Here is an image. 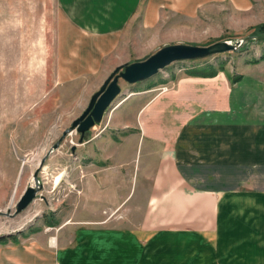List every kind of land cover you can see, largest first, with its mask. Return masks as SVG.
Masks as SVG:
<instances>
[{
  "label": "crops",
  "instance_id": "1",
  "mask_svg": "<svg viewBox=\"0 0 264 264\" xmlns=\"http://www.w3.org/2000/svg\"><path fill=\"white\" fill-rule=\"evenodd\" d=\"M263 1L55 0L66 28L55 43L54 81L64 91L84 85L88 96L116 67L141 59L146 37L173 40L166 19L193 20L226 4L248 12ZM135 27L139 44L124 40ZM239 70L235 82L219 72L137 83L150 85L130 91L103 132L80 145L81 186L87 194L92 182L102 204L107 187L119 203L115 178L150 180L137 227L70 229L66 222L54 246L39 235L1 241L0 264H264V59ZM161 86L168 89L156 93ZM38 144L2 150L11 177L19 156Z\"/></svg>",
  "mask_w": 264,
  "mask_h": 264
},
{
  "label": "rangeland",
  "instance_id": "2",
  "mask_svg": "<svg viewBox=\"0 0 264 264\" xmlns=\"http://www.w3.org/2000/svg\"><path fill=\"white\" fill-rule=\"evenodd\" d=\"M63 20L55 0H0V155L2 150L5 154H8L7 150L12 153L14 142L23 145L39 139L37 146L28 148L22 158L19 156L16 162L18 172L14 178L10 176L11 163L0 161L1 212L9 209L12 213L15 210L22 192L33 185V173L41 160L46 159L38 173V180L43 185L40 195L14 218L0 216V242L10 238L11 242L18 243L39 235L51 245V240L66 222L70 223V229L87 224L93 227L133 228L138 226L142 217L149 192L148 178H143L140 173L138 177L115 178L121 189L119 203L116 195L110 192L111 188L107 187L102 204L93 191L92 182L88 183L87 194L83 191L85 187L81 186L78 158L83 143H79V134L72 132L59 143L57 149L49 152L63 131L83 113L92 95L102 85L89 92L88 96H83L86 93L84 85L73 83L75 85L70 91L56 86L55 43L59 31L66 28ZM165 21L168 25L163 29L171 31L173 40H162L160 35L146 37L143 45H150V49L141 50V59L169 44L208 46L260 35L253 32L255 27L264 24V1L261 5L255 2V8L248 12L236 11L226 4L205 7L193 20L171 17ZM133 30H128L124 40L139 44V28ZM263 55L264 42H259L251 45L247 52L179 62L164 71L171 76L176 73L188 75L193 71H216L217 75L222 70L221 73L233 80L246 60ZM181 67L185 70L177 72ZM149 85H127L121 81V95L115 101H124L130 91H140ZM156 93L159 91L156 90ZM111 112L112 106L105 112L102 121L87 133L84 141L103 132ZM36 123H39L40 129L36 128ZM126 134L122 131L118 133L120 137ZM61 173L60 183L55 187L53 179ZM126 173L123 171V174ZM91 175L92 172H89L88 177L91 178Z\"/></svg>",
  "mask_w": 264,
  "mask_h": 264
},
{
  "label": "water",
  "instance_id": "3",
  "mask_svg": "<svg viewBox=\"0 0 264 264\" xmlns=\"http://www.w3.org/2000/svg\"><path fill=\"white\" fill-rule=\"evenodd\" d=\"M259 42H264V34L246 36L233 43L220 41L208 46L169 44L162 46L145 58L116 67L104 80L99 90L92 95L83 113L72 122L68 129L63 131L61 137L51 147L49 152L57 149L59 143L72 132L79 134V143H83L87 133L102 121L105 112L121 95V81L127 85H135L154 78L161 71H164L175 63L203 59L224 53L239 54L247 52L251 45L258 44ZM243 45L246 46L242 49ZM45 160V158L41 160L38 168L33 173V185L25 188L22 192L15 204V210L12 213L9 209L4 212L0 211V216L14 218L40 195L43 190V185L38 180V173L42 169Z\"/></svg>",
  "mask_w": 264,
  "mask_h": 264
},
{
  "label": "trees",
  "instance_id": "4",
  "mask_svg": "<svg viewBox=\"0 0 264 264\" xmlns=\"http://www.w3.org/2000/svg\"><path fill=\"white\" fill-rule=\"evenodd\" d=\"M253 34H260V35L264 34V24H261V25L255 27ZM263 59H264V55L259 58V60H263ZM220 71L223 72L222 70H220ZM216 73H217L216 71H211V72L193 71V72H189L188 75L198 76V77H214L216 75ZM237 78H235L233 81L235 82L237 80Z\"/></svg>",
  "mask_w": 264,
  "mask_h": 264
},
{
  "label": "built area",
  "instance_id": "5",
  "mask_svg": "<svg viewBox=\"0 0 264 264\" xmlns=\"http://www.w3.org/2000/svg\"><path fill=\"white\" fill-rule=\"evenodd\" d=\"M183 70H185V68H182V67H181V68H178L176 71H177V72H182ZM159 74L162 76L163 79L168 80L169 75L166 74L165 71H161ZM167 89H168L167 86H161V87L157 88V91H159V92H164V91H166ZM122 102H123L122 100H121V101H115V102L112 104V110H114V109H115L118 105H120Z\"/></svg>",
  "mask_w": 264,
  "mask_h": 264
},
{
  "label": "bare ground",
  "instance_id": "6",
  "mask_svg": "<svg viewBox=\"0 0 264 264\" xmlns=\"http://www.w3.org/2000/svg\"><path fill=\"white\" fill-rule=\"evenodd\" d=\"M43 170H44V168H43ZM60 180H61V176H60V175L56 176V177L54 178V185H55V186L58 185L59 182H60ZM51 245H52V246L55 245V240H54V239L52 240Z\"/></svg>",
  "mask_w": 264,
  "mask_h": 264
}]
</instances>
